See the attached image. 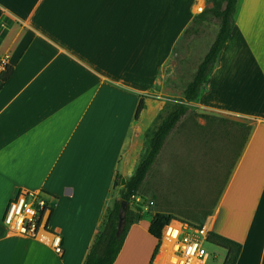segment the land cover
I'll return each mask as SVG.
<instances>
[{
	"label": "crops",
	"instance_id": "obj_1",
	"mask_svg": "<svg viewBox=\"0 0 264 264\" xmlns=\"http://www.w3.org/2000/svg\"><path fill=\"white\" fill-rule=\"evenodd\" d=\"M210 6L186 0L185 12L160 24L157 0H0V61L13 67L0 85V264H84L146 156L160 115L175 106L169 68L178 32ZM189 104L214 116V124L203 121L205 145L212 148L216 138L230 152V142L240 140L241 149L215 209L199 222L178 218L240 243L237 264H264V0H238L207 90ZM227 122L240 139L218 129ZM176 129L137 198L145 202L142 220L130 228L114 264L143 260L140 239L155 214H169L149 205L146 193L164 179L162 161ZM22 192L47 200L48 231L62 237L63 257L50 234L20 237L3 224L9 202Z\"/></svg>",
	"mask_w": 264,
	"mask_h": 264
},
{
	"label": "rangeland",
	"instance_id": "obj_2",
	"mask_svg": "<svg viewBox=\"0 0 264 264\" xmlns=\"http://www.w3.org/2000/svg\"><path fill=\"white\" fill-rule=\"evenodd\" d=\"M176 1L178 4H176ZM172 3L174 4L173 9ZM184 4L186 5V0H157L159 10L158 22L165 24L166 22H171L173 18L175 21L176 13L186 11ZM217 30L218 24L211 22L204 23L199 28L198 33L191 31L189 36L186 35L184 39H181L184 31H179L174 50L173 65L169 68V71L174 70V77L171 80V88L174 91L169 98L171 100L169 102L170 106L184 103L189 106L190 110L189 114L177 127L169 142L165 159L162 161V165H167L162 170L164 179L159 180L156 184L158 188H155L154 181L158 176L162 175L161 172L158 176L155 173L152 178V182L154 183L151 186L153 190H147L146 196L151 200H149L151 202L149 205H154L155 207L157 205V208L164 213L173 215L176 219L175 221L179 223L182 222L179 218L199 222L205 215L215 209L221 193L227 185L230 177L229 172L231 171V166L234 164L235 156L241 149V141L232 140L238 137L240 139V136L233 131L234 125L230 122L224 123L225 127L223 125L218 126L219 130L224 131L225 134L223 135L232 140L230 142V152L223 151L221 145L218 148L219 141L216 138L211 143L212 148L210 147V143L205 145L207 135L203 130V121L205 119L209 123L214 124L210 120L214 116L210 117L209 115L195 112L193 106L183 98L184 88L192 81L199 63L204 58L215 38ZM170 85L168 86L170 87ZM208 127L211 129L216 128L215 125H209L205 129H209ZM185 128L186 144L182 143ZM165 146L162 149V153ZM206 149L207 152L204 154ZM151 191L155 193L154 199H152ZM182 223L187 224L188 222ZM146 235L147 238L142 237L139 243L143 248L144 255L147 250L146 257L143 260V257L137 258V264H151L158 246L157 240L152 238L148 233ZM205 249L209 251L212 257L208 264L223 263L226 256V252L223 249L217 248L210 243L205 245ZM164 253L160 255L164 257Z\"/></svg>",
	"mask_w": 264,
	"mask_h": 264
},
{
	"label": "trees",
	"instance_id": "obj_3",
	"mask_svg": "<svg viewBox=\"0 0 264 264\" xmlns=\"http://www.w3.org/2000/svg\"><path fill=\"white\" fill-rule=\"evenodd\" d=\"M206 2L211 6L193 19L191 27L184 31L181 38L184 39L186 35L189 36L191 31L198 33L199 28L204 23L216 22L218 24V30L209 50L199 63L192 81L183 91V98L187 103H197L206 92L210 75L233 32L238 12V0H206ZM12 74L13 67L6 65L5 70L0 73V85L7 82ZM144 108L145 105L142 100L136 111V119L139 118ZM188 112L189 107L182 103L175 105L166 115H160V123L151 135L146 156L141 161L135 174L125 183L119 200L116 201L114 207L108 213L103 229L96 236L84 264H114L116 262L130 228L142 220L144 202L136 199L140 196L146 178L156 163L167 139ZM122 203H127L126 218L124 228L118 234L119 212ZM175 220V217L170 214H155L149 227L150 236L158 241L152 261L159 253L165 227ZM208 243L226 252L223 264H237L242 252L240 243L214 232L209 234Z\"/></svg>",
	"mask_w": 264,
	"mask_h": 264
},
{
	"label": "built area",
	"instance_id": "obj_4",
	"mask_svg": "<svg viewBox=\"0 0 264 264\" xmlns=\"http://www.w3.org/2000/svg\"><path fill=\"white\" fill-rule=\"evenodd\" d=\"M6 65H8L6 60L0 61V73L5 70ZM50 215V206L43 196L22 192L9 202L3 224L13 235L37 237L40 232L50 234L48 231ZM210 233L205 225L171 222L163 232L159 253L161 254L163 249L166 251L160 264H208L212 257L205 249V245L208 243ZM50 235L55 253L63 257L62 237L57 233Z\"/></svg>",
	"mask_w": 264,
	"mask_h": 264
},
{
	"label": "water",
	"instance_id": "obj_5",
	"mask_svg": "<svg viewBox=\"0 0 264 264\" xmlns=\"http://www.w3.org/2000/svg\"><path fill=\"white\" fill-rule=\"evenodd\" d=\"M126 208H127V203H122L121 208H120V212H119L118 234L121 233V231L123 230L124 225H125Z\"/></svg>",
	"mask_w": 264,
	"mask_h": 264
},
{
	"label": "bare ground",
	"instance_id": "obj_6",
	"mask_svg": "<svg viewBox=\"0 0 264 264\" xmlns=\"http://www.w3.org/2000/svg\"><path fill=\"white\" fill-rule=\"evenodd\" d=\"M165 250H166V249H163V251H162V254H163V252H165ZM162 258H163V257H161V258H160V260H159V261H158L156 264H160V263H161V260H162Z\"/></svg>",
	"mask_w": 264,
	"mask_h": 264
}]
</instances>
